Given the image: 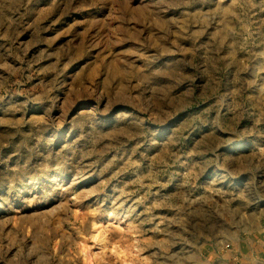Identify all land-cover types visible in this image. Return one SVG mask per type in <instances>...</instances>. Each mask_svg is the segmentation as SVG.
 I'll return each mask as SVG.
<instances>
[{
    "label": "rangeland",
    "instance_id": "obj_1",
    "mask_svg": "<svg viewBox=\"0 0 264 264\" xmlns=\"http://www.w3.org/2000/svg\"><path fill=\"white\" fill-rule=\"evenodd\" d=\"M264 263V0H0V264Z\"/></svg>",
    "mask_w": 264,
    "mask_h": 264
},
{
    "label": "crops",
    "instance_id": "obj_2",
    "mask_svg": "<svg viewBox=\"0 0 264 264\" xmlns=\"http://www.w3.org/2000/svg\"><path fill=\"white\" fill-rule=\"evenodd\" d=\"M243 264H246V263H243ZM257 264H261L260 262L259 263H257ZM264 264V263H263Z\"/></svg>",
    "mask_w": 264,
    "mask_h": 264
}]
</instances>
